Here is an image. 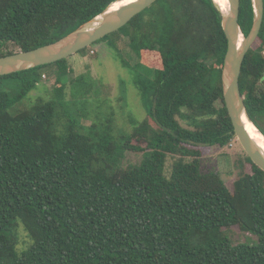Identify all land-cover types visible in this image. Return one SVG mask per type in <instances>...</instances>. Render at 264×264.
Segmentation results:
<instances>
[{
  "label": "trees",
  "instance_id": "trees-1",
  "mask_svg": "<svg viewBox=\"0 0 264 264\" xmlns=\"http://www.w3.org/2000/svg\"><path fill=\"white\" fill-rule=\"evenodd\" d=\"M115 1L0 0V56L56 41ZM253 21L252 0H240L246 35ZM116 31L139 58L131 64L115 48L148 110L131 117L128 134H115L114 113L92 120L87 133L77 128L76 117H88L92 100L110 97L113 85L87 73L66 81V58L54 62L52 96L14 114V99L37 89L39 69L52 63L0 75V264H264V170L244 148L251 171L231 187L219 171L201 168V148L237 139L223 94L228 39L218 3L156 0ZM240 85L264 134V19ZM128 152L144 157L127 163ZM169 154L178 158L167 177ZM233 225L259 242L207 235ZM21 226L31 238L23 250Z\"/></svg>",
  "mask_w": 264,
  "mask_h": 264
},
{
  "label": "rangeland",
  "instance_id": "rangeland-1",
  "mask_svg": "<svg viewBox=\"0 0 264 264\" xmlns=\"http://www.w3.org/2000/svg\"><path fill=\"white\" fill-rule=\"evenodd\" d=\"M10 48H15L13 44H9ZM118 48L131 62L135 64L139 58L133 49L129 46V38L120 31L110 33L106 39L90 45L89 50H79L78 52L66 57L62 68L68 67L71 70L65 78L69 81L82 73H87L93 77L102 79L106 83L113 85L110 97L104 99H93L90 106L88 117L77 116V128L82 132H88V125L92 120L104 121L111 113H114L115 119V134H128L131 130L130 120L135 117L139 120L144 119L148 115V110L143 104L139 90L133 84V72L131 69L123 66L121 61L116 57L115 48ZM58 63L41 67L39 70L43 72L42 82L39 87L33 90L27 96L14 99L11 112L14 114L18 108H27L33 105L36 99L40 96L48 98L52 96L57 89V79L59 78ZM140 72H146V69L138 68ZM69 78V79H68ZM71 83H67L65 91ZM8 89V86H4ZM71 91V90H70ZM11 95L16 97L18 89L12 87ZM71 98H68V100ZM89 118V119H85ZM186 125V121L180 120ZM62 124V121H56L54 127L57 128ZM202 150V170L204 172L216 170L219 171L225 179L228 186L244 171H251V164L245 159L243 147L237 139L230 142L225 147H203ZM144 157V153L131 152L127 153V163H139ZM178 158L175 154L167 156L165 165V174L170 177L172 174V164ZM209 237L214 235H222L230 237L235 243H246L255 245L259 242V235L249 229H242L240 225L230 227H222L217 230H212L207 233ZM203 235L196 236L194 242H199ZM20 241L18 244L19 250L27 248L31 242L28 232L23 226L20 227Z\"/></svg>",
  "mask_w": 264,
  "mask_h": 264
},
{
  "label": "water",
  "instance_id": "water-1",
  "mask_svg": "<svg viewBox=\"0 0 264 264\" xmlns=\"http://www.w3.org/2000/svg\"><path fill=\"white\" fill-rule=\"evenodd\" d=\"M118 1L121 0L113 2L100 14L56 41L33 49L20 50L0 56V75L64 59L120 29L156 0H132L120 8L111 9L112 5ZM215 1L220 7L223 28L228 39V49L222 70L225 103L235 128L237 139L253 162L264 170V149L246 129L245 120L250 121L254 125L255 123L248 112L240 85L243 62L262 27L264 0H252L254 21L248 35L243 32L239 22L240 0H224L225 6H222L218 0Z\"/></svg>",
  "mask_w": 264,
  "mask_h": 264
},
{
  "label": "bare ground",
  "instance_id": "bare-ground-1",
  "mask_svg": "<svg viewBox=\"0 0 264 264\" xmlns=\"http://www.w3.org/2000/svg\"><path fill=\"white\" fill-rule=\"evenodd\" d=\"M132 0H121L114 3L111 9L120 8ZM222 6H225L224 0H218ZM246 129L250 135L258 142V144L264 149V134L250 121L245 120Z\"/></svg>",
  "mask_w": 264,
  "mask_h": 264
}]
</instances>
